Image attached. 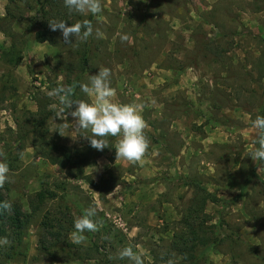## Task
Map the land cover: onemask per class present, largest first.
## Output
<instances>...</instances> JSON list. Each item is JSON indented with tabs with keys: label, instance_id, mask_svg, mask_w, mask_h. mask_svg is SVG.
Returning a JSON list of instances; mask_svg holds the SVG:
<instances>
[{
	"label": "rangeland",
	"instance_id": "rangeland-1",
	"mask_svg": "<svg viewBox=\"0 0 264 264\" xmlns=\"http://www.w3.org/2000/svg\"><path fill=\"white\" fill-rule=\"evenodd\" d=\"M101 3L96 17L57 0L43 19L36 0H0V152L11 181L0 193L23 215L17 239L6 230L14 240L0 264H130L119 257L128 246L145 264L173 254L176 264H264V175L250 157L264 94V0ZM32 16V26L15 21ZM61 17H91L104 38L68 46L56 31L33 42L46 18ZM101 67L111 69L114 102L145 105L151 148L142 164L116 161L110 138L93 166H70L89 142L71 126L57 132L64 121L48 93L75 80L73 99L91 102L79 85ZM201 189L220 202L202 204ZM40 191L52 196L38 201ZM90 207L102 226L75 244L74 222Z\"/></svg>",
	"mask_w": 264,
	"mask_h": 264
},
{
	"label": "clouds",
	"instance_id": "clouds-1",
	"mask_svg": "<svg viewBox=\"0 0 264 264\" xmlns=\"http://www.w3.org/2000/svg\"><path fill=\"white\" fill-rule=\"evenodd\" d=\"M64 6L69 13H76L82 16L91 14L99 17L103 11L101 0H64ZM49 29L53 32L59 31L63 37V43L73 46L78 42H87L90 37L97 39L104 38V32L95 27L89 19L68 25L63 20L48 21ZM122 43H132V37L128 34H121ZM74 41V42H73ZM111 69L99 68V73L89 75L87 83H80L79 89L87 97L92 98L91 102L84 99H73L74 89L72 87L60 86L52 89L49 97L57 99L59 107L56 117L63 123H59V131L63 136V129L71 126L73 133L86 139L90 146L103 152L109 148L110 138L118 140L116 149V161L123 159L131 164H142L144 158L150 154L151 142L146 134L149 125L142 115L144 104H119L114 102L116 89L111 87ZM56 108L57 105H52ZM74 109V110H73ZM72 117L74 123H68ZM253 127L257 130V138L254 143L257 145L251 153V159L257 162H264V116H257L253 121ZM90 132L91 135H86ZM0 188L10 183V167L6 162L3 152H0ZM23 159V153H20ZM262 169L258 167L260 173ZM12 211V204L9 201L0 202V215ZM97 215V209L90 207L85 210L83 216L76 218L74 231L70 238L75 244H82L86 241V232H97L102 226V221L93 219ZM11 241L5 236L0 237V246L10 245ZM119 257L127 259L130 264H145L143 256L134 251L132 246L120 250ZM91 264V262H90ZM166 264H176L174 254L167 259Z\"/></svg>",
	"mask_w": 264,
	"mask_h": 264
},
{
	"label": "trees",
	"instance_id": "trees-1",
	"mask_svg": "<svg viewBox=\"0 0 264 264\" xmlns=\"http://www.w3.org/2000/svg\"><path fill=\"white\" fill-rule=\"evenodd\" d=\"M36 4H38L39 7H38V9L35 10V15H37L40 18L42 17L43 19L45 18L46 15L48 16L51 12H55V11L59 10L57 7V0H36ZM46 9L47 10L50 9V11L46 12L45 11ZM87 19H89L92 22L91 17H87ZM61 20L67 22L69 26H71V24L76 23V21H71V19L68 17H61ZM15 21H17L19 23H24L28 26H32V24H36V17L32 16L29 18H18V19H15ZM48 21H50L49 18H46V23H44V27H42L41 30H37L36 33H34L33 42L38 43V44L50 42V39L52 38V34H54V32L49 29ZM55 33H56V31H55ZM88 53H89V49H86L84 51V54H83V57L81 60L82 65H83L81 72H84V66H86L88 63V58H87ZM69 87H72L74 89V94H75L76 87H77L76 81L75 80L71 81ZM258 116H264V94H263V100H262V104H261V111L258 114ZM93 150L94 149L90 146V144H88V146L83 151L82 150H81V152L79 151V159L75 162L70 163V166L75 167V168H81L83 166H88V167L93 166L95 164L96 159L99 156H101L103 153H105L108 149H105L103 152L97 151V150L93 151ZM92 152H95V153H93V157H92ZM90 155H91V157H90ZM64 157H65L66 161H70L69 160L70 156H69L68 152L64 153ZM52 162L54 164H56V163L60 162V159H55ZM256 167H260L262 169L263 175H264V162L258 161L256 164ZM252 176H255V168H253V170H252ZM201 190L204 191V189H201ZM45 195L46 196H48V195L52 196L51 193L48 194L45 191H40L39 193H37L36 199L38 201H42L43 198L46 199ZM207 200L211 203H219L220 202L216 196L205 192V198H203L202 204L206 203ZM3 201H5L4 197L0 193V202H3ZM224 203L228 204L230 202L225 201ZM22 223H23V215L21 213V210L16 205H13L12 211L10 213L6 212L3 215H0V237H5V236L8 237L9 233H7L6 230H9L10 232H12V235H10V236H15V239H17V236L20 234ZM10 238H11V241L14 240V238H12V237H10ZM204 243L206 244V241H204ZM179 248H181V247H179ZM182 248H186V245H184V247H182ZM3 249H4L3 246H0V256L3 252ZM187 249H188L187 250L188 252H185V253L188 254L187 255L188 257H190V258H187V260L191 261V263H192L193 262L192 260H194V257L191 255H193L197 251L194 249V246H190ZM179 250H181V249H178V251Z\"/></svg>",
	"mask_w": 264,
	"mask_h": 264
}]
</instances>
